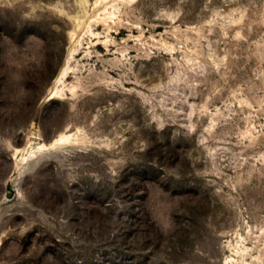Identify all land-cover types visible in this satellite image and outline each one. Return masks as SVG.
Wrapping results in <instances>:
<instances>
[{
  "label": "rangeland",
  "instance_id": "1",
  "mask_svg": "<svg viewBox=\"0 0 264 264\" xmlns=\"http://www.w3.org/2000/svg\"><path fill=\"white\" fill-rule=\"evenodd\" d=\"M0 264H264V0H0Z\"/></svg>",
  "mask_w": 264,
  "mask_h": 264
},
{
  "label": "bare ground",
  "instance_id": "2",
  "mask_svg": "<svg viewBox=\"0 0 264 264\" xmlns=\"http://www.w3.org/2000/svg\"><path fill=\"white\" fill-rule=\"evenodd\" d=\"M64 74H65V71H64V69H63V71L61 72V74H60V76H59V79L61 78L62 79V77L64 76ZM57 82H59V81H57ZM54 94H52L51 95V97H49V99H54L55 98V96H53ZM63 134V133H62ZM65 140H67V137L66 136H63V135H61L59 138H57L53 143H51L50 144V147L52 148V147H56V146H58V145H60L61 143H63ZM63 145V144H62ZM46 148H48V146H45V145H42L41 146V150H45ZM25 160H23L22 161V163L24 162Z\"/></svg>",
  "mask_w": 264,
  "mask_h": 264
}]
</instances>
